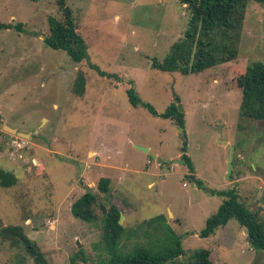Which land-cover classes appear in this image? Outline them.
<instances>
[{
	"label": "rangeland",
	"instance_id": "1",
	"mask_svg": "<svg viewBox=\"0 0 264 264\" xmlns=\"http://www.w3.org/2000/svg\"><path fill=\"white\" fill-rule=\"evenodd\" d=\"M64 1L88 60L74 62L44 43L47 17L62 18L56 0H0V23L13 25L0 29V123L30 134L0 128V169L16 178L0 187V230L21 226L51 264H106L101 215L113 204L123 215L124 253L163 241L167 228L182 237L184 253L166 264H188L199 249H211L214 264H264V251L251 247L235 219L199 235L229 187L227 145L234 172L256 169L264 182V121L238 117L236 84L248 65L264 62V7L247 4L234 59L183 74L152 67L186 28L178 0ZM79 72L82 95L74 91ZM130 88L157 114L131 105ZM172 102L183 109V128L160 115ZM185 142L192 170L181 159ZM101 177L110 179L108 195L97 189ZM87 190L97 195V218L83 221L70 207ZM253 196L246 193L248 205ZM159 215L162 222L149 224ZM0 264L34 263L0 235Z\"/></svg>",
	"mask_w": 264,
	"mask_h": 264
},
{
	"label": "trees",
	"instance_id": "2",
	"mask_svg": "<svg viewBox=\"0 0 264 264\" xmlns=\"http://www.w3.org/2000/svg\"><path fill=\"white\" fill-rule=\"evenodd\" d=\"M56 1L61 8L62 18L53 15L47 17L49 34L44 37V43L52 49L65 51L74 62L88 60L86 41L76 30L70 8L66 6L64 0ZM178 1L185 6L188 12L186 28L182 37L171 45L169 53L164 59L162 61L154 60L152 67L162 71H179L183 74L199 73L234 59L238 50L247 4L255 2L264 7V0ZM12 27L13 25L10 23H0V29ZM93 67L99 71L96 66ZM236 84L241 89L238 117L242 120L264 121V62L254 61L248 65L245 72L237 77ZM84 89L85 77L82 72H79L75 80L74 91L77 95H82ZM127 92L131 105H142L152 114H157L152 105L143 102L135 94L133 88L128 89ZM160 115L173 119L183 128L184 113L178 111L174 102L170 103ZM185 146L186 142L182 147L181 159L189 167V170H192ZM232 173L229 179L233 178ZM193 179L196 183H200L199 180ZM15 180L12 173L0 169V187H9L15 183ZM109 183L108 177L99 178L97 182L99 192L108 195ZM218 193L224 195L225 199L217 210L207 217L205 226L200 230L199 235L207 237L219 226H224L229 219H235L240 226L247 230L246 234L250 239L251 247L264 251V219L259 209L246 207L240 201L235 186ZM97 200V195L87 190L74 200L70 211L73 216L83 221L96 219L94 207L98 204ZM119 216L120 211L113 204H110L109 208L101 215V240L104 250L109 255L106 264H166L183 255L182 237L167 228L162 229L165 233L163 241L158 239V243L150 247L138 244L127 253L122 252L120 246L125 238V228L118 222ZM162 219V215L155 216L149 224L162 222ZM161 228L162 225L156 227L155 230ZM0 235L6 240L20 245L32 258L34 264H51L36 242L23 232L21 226H3ZM78 253L70 258V263H74L80 257ZM188 264H213L210 260L209 250H195Z\"/></svg>",
	"mask_w": 264,
	"mask_h": 264
},
{
	"label": "crops",
	"instance_id": "3",
	"mask_svg": "<svg viewBox=\"0 0 264 264\" xmlns=\"http://www.w3.org/2000/svg\"><path fill=\"white\" fill-rule=\"evenodd\" d=\"M242 170H244V169L237 168V170L235 169V172H234V170L232 169L233 176H237V175L238 176L235 177V179L232 178L233 180L229 179V177H228L227 178L228 181L226 182V184H227V186H229L228 188L235 186L236 190L238 192L240 201L243 202L245 204V206L248 207L249 209L258 208L259 212L261 213L262 217L264 218V199L260 198L261 196L264 197V190L262 187V186H264V184H263L264 182L261 179V177H259L258 171H256V169H254V170L250 169V171L245 170V171L241 172ZM236 171H238L239 173ZM188 175L191 177V179H193V178H195L197 180L200 179L198 174H196L193 171L188 172ZM254 180H256V181H254ZM152 184H153V182L148 183L149 186H151ZM194 185H195V183H194ZM246 193H254L253 199L251 198V203H249V205L247 202ZM241 198H243L244 201ZM259 200H262V201L259 202ZM227 223L225 225H227ZM239 227L244 230V228L242 226H239ZM243 235H245L247 237L246 233ZM209 251H210V260L213 263V258L211 256V249Z\"/></svg>",
	"mask_w": 264,
	"mask_h": 264
},
{
	"label": "water",
	"instance_id": "4",
	"mask_svg": "<svg viewBox=\"0 0 264 264\" xmlns=\"http://www.w3.org/2000/svg\"><path fill=\"white\" fill-rule=\"evenodd\" d=\"M174 94V93H173ZM177 108H178V111L179 112H183V109L181 108V106L179 104H177ZM0 128H2L3 130H6L7 132H10V133H13V134H16V135H19V136H26L28 137L30 134H27V133H23V132H19L17 131L16 129H13V128H10L2 123H0ZM221 142L223 144H227L226 141L224 140H221ZM228 148H229V151H228V157H227V173H226V179L231 175L232 173V168H233V164H232V154H233V149L234 147L231 146V145H227ZM139 150H142L143 152L147 153L149 156H152L153 158H156V155L155 154H152L151 152H149V150L145 147H140V146H136ZM123 218V215L120 213V216H119V220L118 222L121 224V219ZM244 232L247 233V230L244 228ZM249 242H250V239H249ZM77 244L79 245V242H77Z\"/></svg>",
	"mask_w": 264,
	"mask_h": 264
},
{
	"label": "built area",
	"instance_id": "5",
	"mask_svg": "<svg viewBox=\"0 0 264 264\" xmlns=\"http://www.w3.org/2000/svg\"><path fill=\"white\" fill-rule=\"evenodd\" d=\"M183 185H186L185 183H183ZM262 206V205H261ZM263 207V206H262Z\"/></svg>",
	"mask_w": 264,
	"mask_h": 264
}]
</instances>
